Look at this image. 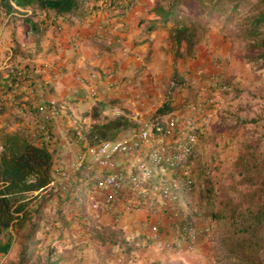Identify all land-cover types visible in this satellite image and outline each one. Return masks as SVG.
<instances>
[{
	"label": "rangeland",
	"instance_id": "374dc122",
	"mask_svg": "<svg viewBox=\"0 0 264 264\" xmlns=\"http://www.w3.org/2000/svg\"><path fill=\"white\" fill-rule=\"evenodd\" d=\"M245 22L244 11L235 19L234 24L227 28H223V19L218 18L209 22L207 31L202 33V39L195 47L196 52L193 56L187 55L184 49L182 53L185 56L177 54L171 33L175 24L168 23L161 34L170 32V36L159 35L156 45L150 44L142 55V61L136 62L138 57H135L131 64L139 66L132 74L126 73L124 79L128 80L121 81L117 88L126 93L128 99H133V103L122 105V99L110 96L108 90V94H105L101 101H97L92 108L75 118L76 121L68 131L71 139L66 147H63L69 155L67 158H70L66 161L67 164H71L76 152L81 148L77 140L78 133L83 134V131L88 130L94 122H103L118 115L127 116L130 125L117 133L116 136L119 137L132 133L143 121L159 112V108L165 109V104H169L172 108L170 113L176 115L191 111L196 100L204 104L205 109L203 115L199 117L204 130L200 132L191 169L195 179L192 192L195 193L192 196L187 194L188 196L180 198L179 201L182 210L188 211L193 217L198 216L197 222L200 224H196L203 232L197 245L191 249L168 245L169 236L162 229L158 231L161 235L157 231L156 234L142 233L146 224L150 225V217L156 213L155 209L150 207L142 210L147 218L144 226L141 225L140 216H136L141 212L139 209L130 213L99 214L97 210L89 207L90 213L100 216L97 224H101L102 227L117 225L126 230L129 217H132L131 221L136 225L137 233H134V236L128 234L129 239L125 237L127 242L132 241L133 245L126 243L121 245V242L102 244L92 222L84 224L75 219L71 220L69 226L71 229L64 238L66 242L80 241L82 244L85 242L87 245L92 244L86 249L87 254L93 258L88 264H140L143 257L146 259L142 264H245L226 251L221 240L223 231L209 216V211L217 202L209 200L210 197H207L209 193L205 192L203 186L204 179L208 178L214 183L216 190L212 195L221 193L220 188L227 186L232 179L231 175L235 170L233 163L245 142L259 143V150L264 157V63L262 59L257 58L262 50L253 48L250 39L237 36L239 28L243 27ZM259 37H264V26ZM117 69V73H115L117 70L105 73L109 75L110 81L114 80L113 72L116 75L125 74L124 71L120 72L121 68ZM101 77L105 79L102 75ZM209 98L214 99L210 105L207 103ZM94 113L98 114L95 121L92 118ZM18 132L25 134L26 130ZM62 138H66V135H62ZM88 193L93 198L99 196L97 191L95 193L86 191L87 197ZM89 203L91 204V200ZM68 207L74 215L77 208H73L72 205ZM60 222L58 226H62L63 223ZM116 228L114 230H118ZM79 229L85 232L79 233ZM41 234H37V240L39 235L41 238L39 242L42 239L47 240L45 233ZM56 236L59 238L58 233ZM56 236L53 237V241L58 240ZM141 236L144 238L138 242L137 239ZM151 240L154 241V245ZM40 243L41 245L33 247L29 264L45 262L47 256H50L55 264H64L60 260L61 255L68 257L77 253L72 248L61 251L56 245H49L46 241ZM21 248L22 239L18 237L8 254H0V264H18ZM261 256L264 258V250Z\"/></svg>",
	"mask_w": 264,
	"mask_h": 264
},
{
	"label": "crops",
	"instance_id": "0c3cea01",
	"mask_svg": "<svg viewBox=\"0 0 264 264\" xmlns=\"http://www.w3.org/2000/svg\"><path fill=\"white\" fill-rule=\"evenodd\" d=\"M78 1V9L72 14L58 15L52 9L15 6L16 9L11 13L3 12L5 16L0 17V61L8 59L12 50L14 54L11 63L22 62L32 67L51 64L53 67L52 71L44 72L42 78L45 79L34 93L25 83L13 82L3 70L0 71V86L7 87L4 91L0 90V143L5 135L18 134L33 144L47 145L53 153V174L56 179L59 168L72 167L66 162L70 158H67L69 155L63 147H66L71 139L68 131L76 121L75 118L92 108L97 101H101L105 94H108V90L110 96L122 99V105L133 103V99H128L126 93L117 89L121 81L128 80L124 79V75L132 74L139 66V64L132 66L131 61L135 57H138L136 62L142 61V55L150 44L156 45L159 35L170 36V32L161 34L167 25L158 21L160 16L154 11L158 0H135L121 12L109 11L102 0ZM117 68H121L120 72L124 71L125 74L116 75ZM111 70H117L112 74L114 82L105 74ZM125 85L126 83L123 86ZM91 91L96 94L92 95ZM48 99L56 101L60 107V114L54 122L46 121L45 112L38 108L40 102ZM24 122L28 125L26 133L20 134L18 129ZM43 123L48 126L47 133L40 129ZM198 124L201 125L200 132L203 131L202 121L199 120ZM64 134L66 138H62ZM194 193L193 191L188 195L192 196ZM83 194L78 191L72 194L68 200L71 202L70 205L66 203L68 202L65 200L66 195L54 196L44 209L45 218L39 233H45L48 238L40 242L46 241L49 245H56L61 251L69 248L77 251L74 256L61 255L60 260L64 264H88L93 259L86 252L91 243L88 246L86 242L84 244L80 241L66 242L64 238L71 229L63 223V220H69L72 216L71 208L68 206L77 208L75 211L77 212L81 205L78 201L79 196ZM188 195L182 194V198ZM58 208L63 209L61 214L56 213ZM139 210L141 212L136 216H140L141 225L144 226L147 218L143 211L147 208ZM155 212L150 217V225L146 224L145 228L142 226V233L156 234L155 231L159 233L161 226L166 222L164 214ZM129 218L126 230L114 225L104 226L100 232L109 233L118 227L116 228L118 232L125 237L128 234L134 236V233H137L136 225L131 221L132 217ZM193 218L200 224L197 222L198 216ZM60 221L63 223L62 226H58ZM78 232L85 231L79 229ZM57 233L59 238L56 236ZM53 235L58 240L53 241ZM38 238L41 239L40 235ZM143 238L144 236L139 237L138 242ZM151 242L154 245V241ZM127 243L133 245L132 241ZM145 259L143 257L140 264L144 263Z\"/></svg>",
	"mask_w": 264,
	"mask_h": 264
},
{
	"label": "trees",
	"instance_id": "16d2710c",
	"mask_svg": "<svg viewBox=\"0 0 264 264\" xmlns=\"http://www.w3.org/2000/svg\"><path fill=\"white\" fill-rule=\"evenodd\" d=\"M78 3V0H0V17L3 12L11 13L16 9L15 6L52 9L58 15L72 14L78 9ZM154 11L160 16L158 21L163 25L170 22L175 24L171 33L179 56H185L182 49L189 56L195 54V47L200 43L202 33L207 31L209 22L220 18L224 22L223 28H227L244 11L246 22L239 28L237 36L250 39L253 48L261 49L257 58L264 63V37H259L264 26V0H158ZM164 107L159 108L155 115L172 111L169 104ZM92 118L95 121L98 114L94 113ZM129 125L127 116L118 115L92 123L82 136H77V140L81 136L83 139L79 141L80 144L93 145L101 140L114 139L122 128ZM2 147L0 254H8L14 240L19 237L22 239V248L18 264H29L33 247L39 244L37 234L45 218L44 209L54 196L60 195V191L50 187L55 179L53 153L47 145L33 144L18 134L5 135ZM259 149V143L242 144L233 163L235 170L232 179L227 186L220 188L219 195H212L216 191L213 182L208 178L203 182L209 200L217 202L209 211V216L223 231L221 240L226 251L245 264H264L261 256L264 250V157ZM88 177L80 172L71 177L65 200L68 201L77 191L84 194L79 196L81 205L77 212L71 219L63 220V223L69 227L74 219L84 224L92 222L104 244H128L118 230L100 232L102 225L97 224L100 216L88 211L86 191L91 186ZM56 210L58 214L63 211L61 208ZM37 264H55V261L47 256L45 262Z\"/></svg>",
	"mask_w": 264,
	"mask_h": 264
},
{
	"label": "built area",
	"instance_id": "2783aa9c",
	"mask_svg": "<svg viewBox=\"0 0 264 264\" xmlns=\"http://www.w3.org/2000/svg\"><path fill=\"white\" fill-rule=\"evenodd\" d=\"M131 1L102 0V3L109 11H122ZM0 68L34 90L39 76L53 67L44 64L29 68L24 63L5 60ZM212 102L214 99L209 98L207 103ZM39 109L45 112V120L51 122L60 113L54 100L39 105ZM204 110V104L196 102L186 114L152 115L128 135L93 145L84 143L76 152L72 167L59 171L53 182L55 188L65 193L70 188L71 175L86 174L91 182L90 191L99 193L96 198L91 196L90 209L116 214L157 207L166 216L162 231L169 236L168 245L195 247L203 230L188 211L180 208L179 189L185 187L190 191L194 185L191 169L199 142L198 121ZM26 126V122L22 123V127ZM40 128L48 132L46 124Z\"/></svg>",
	"mask_w": 264,
	"mask_h": 264
},
{
	"label": "clouds",
	"instance_id": "9594fccd",
	"mask_svg": "<svg viewBox=\"0 0 264 264\" xmlns=\"http://www.w3.org/2000/svg\"><path fill=\"white\" fill-rule=\"evenodd\" d=\"M123 10H125V8L123 9ZM122 10V11H123ZM116 12H121V11H116ZM12 54H14V53H12V50H11V54L9 55L10 57L7 59V58H5L4 60H2V61H0V66H1V64L5 61V60H9V62H10V60H12V57H13V55ZM11 63V62H10ZM13 63V62H12ZM18 63H22V62H18ZM25 64V63H24ZM29 68H35V67H32L31 65H29V64H26ZM44 65V64H43ZM42 65H40V66H36L37 68L38 67H41ZM1 70H3L5 73H6V75H7V77L8 78H10L13 82H23V81H18L17 79H15L14 77H12L11 75H9L8 73H7V70H5L4 68H0V71ZM45 74V73H44ZM44 76V75H43ZM40 77V80H39V82H38V85H37V88H35L34 90L33 89H31L28 85H27V83H25V82H23V83H25L28 87H29V89L34 93L35 91H36V89H38V87H39V85H40V83H41V81H43L44 79H45V77L44 78H42V75H40L39 76ZM7 87L5 86V85H2V86H0V90L1 91H4L5 89H6ZM91 94L92 95H95L96 93L94 92V91H91ZM48 101H51V99H48V100H44V101H42V102H40L39 104H38V108H39V105H42V104H45V103H47ZM196 102H197V100H196ZM196 102H194V103H196ZM58 105V104H57ZM58 107H59V105H58ZM59 111H60V107H59ZM60 114V113H59ZM169 114H171V113H169ZM153 115H155V114H153ZM151 117V116H150ZM57 119V118H56ZM55 119V120H56ZM54 120V121H55ZM53 121V122H54ZM44 124V123H43ZM42 125V124H41ZM28 126V125H27ZM27 126L26 127H22V124H21V126H20V128L18 129V130H26L27 129ZM41 129V128H40ZM79 135H83V134H81V133H78V136ZM200 136V135H199ZM117 137V136H116ZM115 137V138H116ZM83 138V137H82ZM81 139H79L78 140V143H79V141H80ZM80 144V143H79ZM84 144V143H83ZM83 144H80L81 145V147L83 146ZM3 149V147H2V143H0V152H1V150ZM72 162H73V160L71 161V166H72ZM61 169H67V168H59V171L61 170ZM68 170H69V168H68ZM58 171V172H59ZM73 176V175H72ZM58 177H59V174H58ZM192 177H193V175H192ZM194 178V177H193ZM56 180V178L54 179V181ZM53 181V182H54ZM51 183V185H54V183ZM194 184H195V179H194ZM51 185H50V187H51ZM193 187H194V185H193ZM193 187H192V189L190 190V191H187V190H185V187H181V189H179V195H180V198H182V194H190V192H192V190H193ZM51 188H53L54 190H58V189H56L55 188V185H54V187H51ZM89 191H90V188L88 189ZM58 191H60V190H58ZM60 194H66V192L65 193H61V191H60ZM89 200H91L90 198H89V196H88V202H89ZM90 204V203H89ZM89 204H88V208H89ZM144 208H146V207H144ZM139 209H143V208H139ZM155 209V211H159V209L157 208V207H155L154 208ZM99 214L101 213V211L100 212H98ZM125 214V213H124ZM190 216L193 218V216L190 214ZM194 219V218H193ZM162 229V228H161Z\"/></svg>",
	"mask_w": 264,
	"mask_h": 264
}]
</instances>
